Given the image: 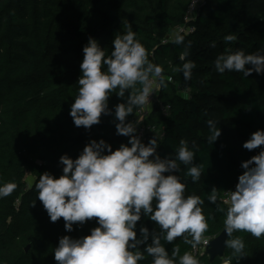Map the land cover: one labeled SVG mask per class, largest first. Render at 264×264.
<instances>
[{
    "label": "trees",
    "instance_id": "obj_1",
    "mask_svg": "<svg viewBox=\"0 0 264 264\" xmlns=\"http://www.w3.org/2000/svg\"><path fill=\"white\" fill-rule=\"evenodd\" d=\"M189 1L0 0V184H17L10 196L0 199V264H57L53 249L60 237L79 238L98 226L93 218L66 232L63 218L50 221L34 184L45 171L59 177L63 168L59 158L64 154L77 158L92 139H104L113 150L127 143L128 137L116 134L114 106L124 101L114 93L109 98L112 115H102L101 122L89 130L76 127L69 114L82 74L83 46L92 37L109 54L115 35L125 31L127 22L147 49L149 60L163 67L168 84L147 118L163 129L162 136L156 135L157 153L174 158L181 139L190 148L195 143L194 163L204 170L200 180L193 183L187 175L189 166L180 162L176 174L187 185L186 196L195 194L205 200L204 213L212 218L204 237L224 229V214L207 201V194L215 187L219 206L226 208L223 192L235 190L244 171L241 162L260 151V147L249 151L243 143L264 129V74L253 72L247 78L239 72L219 74L214 61L227 48L243 49L246 54L264 51V0H206L197 17L185 21ZM179 27L193 28L183 33L185 44L191 41L187 59L196 65L190 81L172 71L183 63L179 56L185 44L177 45L169 37V30ZM229 34L237 40L226 43L223 38ZM160 105L167 106L166 113ZM209 119L221 128L212 145L207 142ZM154 135L142 141L147 144ZM27 174L34 177L32 187L26 184ZM141 226L159 231L154 222L142 217L137 222L138 236ZM234 236L245 242V257L238 264H264V237L257 239L247 232ZM174 245L179 246L180 255L192 251L183 238H177L165 244L170 255ZM198 258L201 264H237L227 247L222 258L209 261L205 254ZM151 262L145 253L139 264Z\"/></svg>",
    "mask_w": 264,
    "mask_h": 264
},
{
    "label": "clouds",
    "instance_id": "obj_2",
    "mask_svg": "<svg viewBox=\"0 0 264 264\" xmlns=\"http://www.w3.org/2000/svg\"><path fill=\"white\" fill-rule=\"evenodd\" d=\"M171 39L177 45L185 44V34L180 29L171 33ZM223 39L232 43L237 37L229 34ZM210 46L216 47V42ZM190 48L188 41L179 56L183 63L172 67L173 72L182 73L185 81L192 79L196 67L194 61L187 59ZM82 51V74L69 113L74 125L89 130L101 122L102 115H112L109 98L114 93L124 101L114 106L116 134L128 137V141L113 150L104 139H92L77 158L67 154L59 158L63 165L59 177L47 171L39 175L34 188L51 222L63 218L66 232H72L74 224L83 226L93 218L98 225L90 229V234L79 238L60 237L53 249L55 261L57 264H139L146 253L152 258L151 264H201L194 251L180 255L179 246L174 245L170 255L165 247L166 243L183 238L195 250L209 230L208 221L212 217L204 213L205 200L195 194L186 196L187 185L176 174L180 162L189 166L187 175L193 183L200 180L204 170L201 164L194 163L196 153L192 148L196 145L193 143L190 148L188 141L181 139L175 157L162 158L157 153L160 145L156 135L145 144L137 134L143 114L152 106L150 97L168 86L163 67L149 60L147 49L129 22L123 33L115 35L109 54L92 37ZM214 68L219 74L239 72L245 78L253 72L264 74V51L246 54L243 49L227 48L215 58ZM130 115L137 119L128 120ZM206 124L207 142L212 145L220 137L221 128L212 119ZM261 146H264V129L256 130L243 143V148L249 151L258 147L260 151L241 162L244 171L238 176L235 190L227 191L229 195L222 201L226 208L219 206V191L215 187L207 194V201L224 214V232L228 237L225 244L232 250L237 264L245 257V242L234 233L247 232L257 239L264 237V147ZM16 188L13 181L0 184V199L10 196ZM142 217L154 222L159 231L150 232L141 226L138 236L137 222Z\"/></svg>",
    "mask_w": 264,
    "mask_h": 264
},
{
    "label": "built area",
    "instance_id": "obj_3",
    "mask_svg": "<svg viewBox=\"0 0 264 264\" xmlns=\"http://www.w3.org/2000/svg\"><path fill=\"white\" fill-rule=\"evenodd\" d=\"M205 2H206V0H197L195 6L192 7V5L194 3V0H190L189 3H188V6H187L186 14L184 16L185 21L193 20V19H191V16H193V14L197 13L198 9L202 5H204ZM176 29L182 30V32L185 33V34L191 33L193 31V28H191V27H185V28L184 27H179V28H176ZM159 93H160V90L158 92L154 93L150 97L152 106H149L147 108V111L143 114V117H144L143 118V122H141L140 125H138L137 134L140 135L142 139L145 138L148 134H151V133H154L155 135H158V136H162L163 135L162 126H159V125H157L154 122L147 121V118L150 115V113L154 111L155 105L157 103H159V99H158ZM160 109L162 110L163 113H166L167 106L164 107V106L160 105ZM136 119H137V117L134 115L133 121H135ZM227 191H231V190L230 189H226L223 192L222 197H221V201H223L224 199H227V197L229 195V193ZM212 238L213 237H204V240H202L201 244L195 250L192 249V251H194V254L197 255V257L202 255V254H204L205 248L208 245L209 240L212 239Z\"/></svg>",
    "mask_w": 264,
    "mask_h": 264
},
{
    "label": "water",
    "instance_id": "obj_4",
    "mask_svg": "<svg viewBox=\"0 0 264 264\" xmlns=\"http://www.w3.org/2000/svg\"><path fill=\"white\" fill-rule=\"evenodd\" d=\"M228 239L224 229L216 236L209 240L205 248L204 254L208 256L209 261H213L216 257L222 258L226 250L225 241Z\"/></svg>",
    "mask_w": 264,
    "mask_h": 264
},
{
    "label": "rangeland",
    "instance_id": "obj_5",
    "mask_svg": "<svg viewBox=\"0 0 264 264\" xmlns=\"http://www.w3.org/2000/svg\"><path fill=\"white\" fill-rule=\"evenodd\" d=\"M197 17V13L193 14V16H191V19H195ZM175 29H171L169 30V37L171 38V33L174 31ZM158 105V103H157ZM25 180H26V184L27 186H29L30 184L33 183L34 181V177H32L31 175L27 174L26 177H25Z\"/></svg>",
    "mask_w": 264,
    "mask_h": 264
},
{
    "label": "crops",
    "instance_id": "obj_6",
    "mask_svg": "<svg viewBox=\"0 0 264 264\" xmlns=\"http://www.w3.org/2000/svg\"><path fill=\"white\" fill-rule=\"evenodd\" d=\"M224 263L229 264L228 262H225V261L222 264H224Z\"/></svg>",
    "mask_w": 264,
    "mask_h": 264
},
{
    "label": "bare ground",
    "instance_id": "obj_7",
    "mask_svg": "<svg viewBox=\"0 0 264 264\" xmlns=\"http://www.w3.org/2000/svg\"><path fill=\"white\" fill-rule=\"evenodd\" d=\"M224 264H226V263H224Z\"/></svg>",
    "mask_w": 264,
    "mask_h": 264
}]
</instances>
